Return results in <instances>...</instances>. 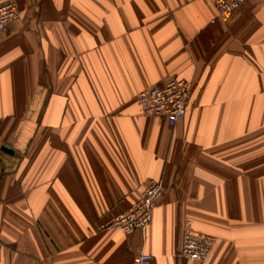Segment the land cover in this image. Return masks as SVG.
Returning <instances> with one entry per match:
<instances>
[{"label": "crops", "instance_id": "obj_1", "mask_svg": "<svg viewBox=\"0 0 264 264\" xmlns=\"http://www.w3.org/2000/svg\"><path fill=\"white\" fill-rule=\"evenodd\" d=\"M8 1L0 264H264V0ZM171 78L191 83L174 125L136 100ZM152 180L144 229H97ZM186 221L216 239L205 262L180 255Z\"/></svg>", "mask_w": 264, "mask_h": 264}, {"label": "built area", "instance_id": "obj_2", "mask_svg": "<svg viewBox=\"0 0 264 264\" xmlns=\"http://www.w3.org/2000/svg\"><path fill=\"white\" fill-rule=\"evenodd\" d=\"M245 0H208L217 16L225 18ZM19 18L15 2L0 4V33ZM191 99V83L186 79L171 78L164 85H154L137 93L136 100L142 112L152 116H163L169 125L183 118ZM159 181H149L135 201L124 211L117 213L98 225L97 229H118L124 234L144 229L150 222L157 200L162 193ZM191 221H186L181 238L180 255L184 258L205 262L215 245L214 236L192 231ZM152 254L139 251L135 256L137 264H149Z\"/></svg>", "mask_w": 264, "mask_h": 264}, {"label": "water", "instance_id": "obj_3", "mask_svg": "<svg viewBox=\"0 0 264 264\" xmlns=\"http://www.w3.org/2000/svg\"><path fill=\"white\" fill-rule=\"evenodd\" d=\"M4 149L8 151V149H7V148H5V147H4Z\"/></svg>", "mask_w": 264, "mask_h": 264}]
</instances>
